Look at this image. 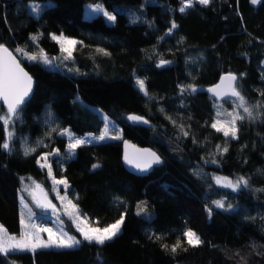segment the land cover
<instances>
[{
    "label": "trees",
    "instance_id": "trees-1",
    "mask_svg": "<svg viewBox=\"0 0 264 264\" xmlns=\"http://www.w3.org/2000/svg\"><path fill=\"white\" fill-rule=\"evenodd\" d=\"M50 2L53 6L37 19L30 5L48 0H0V44L35 81L31 99L11 125L13 150L0 149V225L19 236L22 183L30 179L47 185L46 172L36 165L41 151L23 156L19 140L34 145L44 138L50 117L58 132L100 135L104 121L96 110L118 127L120 139L84 144L66 158L65 139L51 135V148L65 157L62 168L52 165L54 177L67 180L79 212L96 226L115 222L121 213L125 219L121 233L102 248L83 242L74 249L17 252L0 255V264H264V191H257L264 188V108L254 111L262 113L256 120L238 122V139L225 138L211 124L218 111L220 119H230L235 104L207 93L231 73L249 105L264 102V0H212L184 13L178 11L180 0ZM87 4L102 5L116 21L85 19ZM133 13L139 17L136 23L131 22ZM172 21L178 27L168 33ZM61 33L82 42L70 59L51 39ZM32 35H38L35 43ZM17 48L38 58L43 49L52 66L28 60ZM161 60L170 63L158 66ZM137 78L145 81L148 96L137 87ZM190 84L197 91L181 95L180 88ZM129 116L143 117L147 125H133ZM154 132L184 155L173 158L164 144L151 139ZM6 140L0 121V143ZM123 140L153 149L163 165L147 177L131 175L121 162ZM217 145L227 146V153L207 164ZM97 163L101 167L93 169ZM240 176L248 178L250 187L234 192L215 182L216 177ZM216 200L231 204L232 210L216 208ZM144 201L151 219L135 213ZM186 229L195 231L203 244L189 246L181 235ZM152 233L163 238L149 239ZM178 238L181 247L173 254L170 248Z\"/></svg>",
    "mask_w": 264,
    "mask_h": 264
},
{
    "label": "snow or ice",
    "instance_id": "snow-or-ice-1",
    "mask_svg": "<svg viewBox=\"0 0 264 264\" xmlns=\"http://www.w3.org/2000/svg\"><path fill=\"white\" fill-rule=\"evenodd\" d=\"M212 0H180L181 6L178 11L181 13L186 12L188 8L194 7L195 4H200L202 6H208ZM259 0H251V3L257 4ZM50 0L48 3L41 6L39 4L33 3L30 5L31 14L39 19L44 8L52 7ZM175 11V9L173 10ZM91 13H101L103 14L107 20L115 22L116 16L112 13L106 11L101 5H96L91 9ZM90 13V14H91ZM139 20V17L135 16V14H131V22L136 23ZM178 25L175 21H172L170 28L168 29V33H171L173 29L177 28ZM30 39L35 43L38 39V35H32ZM51 39L56 41L57 44L60 45V50L62 54H66L63 56L64 59H70L72 57L73 47L78 43H82L80 41H76L74 39H69L65 37L62 33L60 35L52 34ZM17 52L21 53L25 58L31 61H37L46 65L52 66V60L49 59L47 53L40 50V56L36 54H28L22 48H17ZM97 52L103 53L105 55H109L104 49H97ZM166 63H170V61L161 60L160 65L162 66ZM238 77L235 74H227L221 78V81L214 88L208 89L209 92H212L214 96L218 98H223L225 96L234 98L233 103L235 104V108L232 112H229L227 115L230 119L222 120L220 119V112H217V119L211 124V127L215 129L217 132L222 133L225 138L238 139L239 127L238 122L244 121L245 119L249 121H254L257 119L258 115L262 113L257 112L254 115V110H259L264 108V102H256L254 105H249L246 98L241 94L238 90V86L236 84ZM136 85L144 95L148 96L149 93L147 91L145 81L137 78ZM33 87V78L20 66L19 61L13 56L12 52L9 51L7 47L3 44H0V101H2L6 107L7 112L3 115H0V121H2L5 130L7 131V140L3 143H0V149L5 150L6 152H11V147L9 141H11L14 132L8 131L9 125L15 124V121L20 119V113L22 111V106L25 104L26 99L32 92ZM186 90H190L192 93L196 92L197 89L194 85H187L186 87H181L180 92L181 95ZM261 96H264V92L260 93ZM242 110V111H240ZM51 115V114H49ZM128 119L133 121H143L147 123L146 120H143V117L139 116H129ZM173 123H175L173 121ZM52 131H56V129H52ZM181 131H183V126H181ZM60 135H68L70 139H72L71 133L68 129H63L59 132ZM107 134V130L105 135ZM105 135H101L100 137H96L94 139L104 140ZM183 135L187 136L188 132L183 131ZM113 139H119V136H113ZM87 139L75 138L72 139V142L68 145L70 153L74 154L75 149L78 147L89 143ZM195 142V140L193 141ZM127 147V145H126ZM217 151L222 153H227V146L223 147L221 150L220 146L217 145ZM35 151L34 148L25 147L24 154L28 155L30 152ZM58 151V150H57ZM140 151V150H137ZM55 155L56 153H50ZM143 156L145 157L142 161L139 159H133L125 154V161L128 164H131L133 167L139 169L144 172L147 171L151 166L155 164L162 163L161 158L150 150H143ZM71 158V156H69ZM41 159L47 160V156L42 157ZM212 163H216V160H212ZM42 167L48 168L49 175L52 174V169L50 164H42ZM93 169L101 167L100 164H94ZM195 174V173H194ZM55 184H63L65 186V190L68 188V182L66 179H55L53 177ZM216 183L221 187L230 188L232 191H239L241 188H248L249 180L244 176H240L235 180L229 179L227 177H217ZM36 189H39L41 193H43V189L40 188V185L35 186ZM257 191H264V188L257 189ZM59 196V192L57 193ZM33 198L38 207L43 209L52 208L55 211V205L51 203V201L47 200L46 194H44L43 199H40L36 196L35 190H33ZM62 201L67 200L66 208L70 207L72 209L71 212L68 213L70 217H73L77 221V230L81 233L82 240L77 239L75 236L68 235L66 232L62 230L59 232H54L51 228L43 227L40 225H36L34 223H29L32 218L31 209L28 210V220L25 219V214L22 212L20 216V224H21V233L19 237L15 235H11L8 233L7 229L0 225V255L8 256L11 253L16 252H31L35 254L38 249H74L81 245L83 242H87L88 244H95L100 246L101 248L108 242L113 241L120 233L122 226L124 224L125 214L121 213L120 217L115 220V222L107 224L103 227H92L87 223V217H81L79 213L78 206L73 204L71 200L67 199V196L60 197ZM119 200V198H116ZM23 201V197H21ZM122 203V201H121ZM145 204V202H141ZM216 208L222 209L224 211L232 210V205L229 204L227 207L225 206V202L223 200H216L212 202ZM27 207V205H25ZM212 209H208L209 217H211ZM147 213L146 205L141 207V205H137V215H142ZM41 233H48L47 239H43L41 237ZM181 235L186 239V243L191 247H198L203 244L200 236L191 229L184 230ZM162 236H157L155 233L149 236V239L161 240ZM162 247L167 251L169 250L168 244H162ZM181 247V240L178 238L170 248L171 253H176L177 249ZM186 250V249H185ZM98 254V259H99Z\"/></svg>",
    "mask_w": 264,
    "mask_h": 264
},
{
    "label": "rangeland",
    "instance_id": "rangeland-1",
    "mask_svg": "<svg viewBox=\"0 0 264 264\" xmlns=\"http://www.w3.org/2000/svg\"><path fill=\"white\" fill-rule=\"evenodd\" d=\"M96 5H100V4H87V5H85V7H84V18L89 20V19H92L95 17H103V19L105 20L106 23L113 24L114 22L107 20V18L103 14L91 13V9L94 8ZM69 47H73V49L75 48V46H69ZM225 99H227L231 103H233V101H234V98H231V97H226ZM240 111H242V110H240ZM6 112L7 111L2 112L1 107H0V115H3ZM96 112L98 113L99 117L104 121V127H103L100 135L87 134L84 136H74L73 134H71L72 139H75V138L87 139L90 142L86 143V144H97V143H104V142L111 141V140L112 141L118 140V139L112 138L113 136H119L120 137V131H119L118 127L112 121H110L102 112L97 111V110H96ZM46 120L47 121L45 123L49 129V132L44 138L38 139L34 145L29 144V142L26 139L19 140V144H20L21 153L23 156H30L37 151L38 152L41 151V153L37 157L36 165L39 169L46 172V174H47V185H43V189H44L48 199L55 205L56 210L55 211L47 210V209H43V208H40L37 206V204L33 198V190H36L35 186L37 185V183L28 179L22 183V190L19 194L20 216H21V213L23 212L25 214V219L27 221L28 220V215H27L28 210L31 209V212L33 215H32L31 220L29 221V223H34L36 225L51 228L54 232H59L62 230L63 232H66L68 235L75 236L77 239L82 240L83 238L81 236V233L77 230V221L73 217H70L68 215V213L71 212L72 209L70 207L66 208L67 200L62 201L60 199V197H62V196H67V199L71 200L72 203L75 204V195L70 190L69 185H68L67 190H65V186L63 184H55L54 179H53L54 172L52 169V165L54 163L56 165H59V167L62 168V163H63L65 157L69 158V156H71V157L74 156L75 152H74V154L70 153L69 148H68V145L72 142V139H70L68 135L62 136L59 134L60 131L58 132L57 129L53 125H51V117L47 118ZM222 120H224V119H222ZM11 127L12 126L9 125L8 131H12ZM54 128L56 129V131H52V129H54ZM106 130H107V134L105 135ZM53 134H57V137L65 139L66 144H67V147L65 149V157L62 156V154L59 152L58 149H56V148L52 149L51 148L52 140L49 141L48 139H50L51 135H53ZM101 135H105L104 140L94 139L96 137H100ZM15 139H16V137H15V135H13L11 141H9L11 151L13 150V147H14L13 142L15 141ZM151 139L156 141V142L164 144L166 146V148L168 149L169 154L173 158L179 159L184 155V152L173 141L162 137L161 135L157 134L156 132H154L151 135ZM25 147L34 148L35 151L30 152L28 155H25L24 154ZM220 148H221V150L223 149L222 147H220ZM75 151H76V149H75ZM50 153H56V154L52 155ZM223 155H224V153L218 152L217 147H216V149L210 154V156L208 157V159L205 162L207 164H210V165L216 164V163H212L211 161L212 160L217 161ZM44 156H47L46 161L41 159ZM45 163L51 165V169H52L51 175H49L47 167L41 166L42 164H45ZM216 178H215V182H216ZM221 178H223V177H221ZM55 179L59 180V179H63V178H55ZM217 186L221 187L218 184H217ZM221 188L232 190L230 188H225V187H221ZM58 192H59V196L57 195ZM21 197H23V201L21 200ZM25 205H27V207H25ZM137 205H141V207H144L146 205V208H147L146 214H142V215L136 214L137 216L144 218V219H151L153 217V213H152L151 209L149 208V205L147 204V202H145V204L139 203ZM136 212H137V206H136ZM80 215L82 218L84 217V215H82L81 213H80ZM87 223L92 227H98V226H96V224L94 222L88 220V218H87ZM40 235L45 240L48 237V233H41ZM17 237H19V236H17ZM29 253H31V252H29Z\"/></svg>",
    "mask_w": 264,
    "mask_h": 264
},
{
    "label": "water",
    "instance_id": "water-1",
    "mask_svg": "<svg viewBox=\"0 0 264 264\" xmlns=\"http://www.w3.org/2000/svg\"><path fill=\"white\" fill-rule=\"evenodd\" d=\"M10 51V50H9ZM10 52H12V51H10ZM12 54H13V56H15V54L12 52ZM16 57V56H15ZM16 59L18 60V58L16 57ZM19 61V60H18ZM19 63H20V61H19ZM20 66L26 71V69L22 66V64L20 63ZM27 72V71H26ZM28 73V72H27ZM29 74V73H28ZM220 81H221V78L219 79V81L214 85V86H212V87H210V88H214L216 85H218L219 83H220ZM210 88H208V89H210ZM208 89H207V93L210 95V97H212L213 99H215V100H222V99H225L227 96H225V97H223V98H218V97H216V96H214L213 95V93L212 92H209L208 91ZM34 90H35V81L33 80V87H32V92H31V94L29 95V97L26 99V102H25V104L31 99V97H32V95H33V93H34ZM0 104H1V106L7 111V107H6V105L2 102V101H0ZM24 104V105H25ZM24 105L22 106V108L24 107ZM143 120H145V119H143ZM128 121L131 123V124H133V125H135V124H139V125H147V123H144L143 121H133V120H130V119H128ZM126 145H127V147H126ZM137 150H140V151H137ZM143 150H150L151 152H155L153 149H151V148H149V147H139V146H136L135 144H133L132 142H130V141H128V140H123V142H122V146H121V162H122V165H123V167H124V169L128 172V173H130L131 175H133V176H136V177H147L148 175H150L151 173H152V171H153V169H155V168H158V167H161L162 165H163V161H162V163H159V164H153L152 166H151V168H149L147 171H144V172H142V171H140L139 169H137V168H135V167H133L131 164H128L126 161H125V154L127 153L128 154V156L130 157V158H133V159H139V160H143L145 157L143 156ZM156 153V152H155ZM157 154V153H156ZM158 155V154H157ZM159 156V155H158ZM160 157V156H159ZM161 158V157H160ZM161 160H162V158H161ZM40 188L41 189H43L41 186H40ZM35 194H36V196L38 197V198H40V199H43V196H44V194H46L45 193V191H44V189H43V193H41L40 192V190L39 189H36L35 190ZM47 196V195H46ZM47 200H49L48 199V197H47ZM50 201V200H49ZM52 203V202H51ZM53 204V203H52ZM54 205V204H53ZM56 209V208H55ZM47 210H53L52 208H48Z\"/></svg>",
    "mask_w": 264,
    "mask_h": 264
},
{
    "label": "bare ground",
    "instance_id": "bare-ground-1",
    "mask_svg": "<svg viewBox=\"0 0 264 264\" xmlns=\"http://www.w3.org/2000/svg\"><path fill=\"white\" fill-rule=\"evenodd\" d=\"M42 187V186H41ZM43 188V187H42ZM56 208V207H55Z\"/></svg>",
    "mask_w": 264,
    "mask_h": 264
}]
</instances>
